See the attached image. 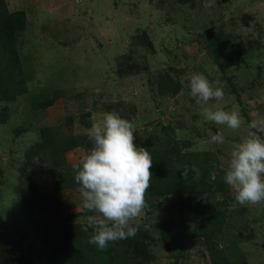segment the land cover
<instances>
[{
    "label": "rangeland",
    "instance_id": "374dc122",
    "mask_svg": "<svg viewBox=\"0 0 264 264\" xmlns=\"http://www.w3.org/2000/svg\"><path fill=\"white\" fill-rule=\"evenodd\" d=\"M0 1L15 60L0 67V264H264V203L238 204L223 180L264 122V0ZM191 73L220 81L240 129L204 120ZM108 111L153 162L135 235L101 251L72 165Z\"/></svg>",
    "mask_w": 264,
    "mask_h": 264
},
{
    "label": "clouds",
    "instance_id": "9594fccd",
    "mask_svg": "<svg viewBox=\"0 0 264 264\" xmlns=\"http://www.w3.org/2000/svg\"><path fill=\"white\" fill-rule=\"evenodd\" d=\"M190 94L200 105L204 120L236 131L244 119L238 109L225 110L219 102L224 98L220 81H209L203 73H191L188 81ZM216 101L210 105V101ZM246 135L232 144L224 182L234 191L240 205L264 203V122L247 125ZM134 126L114 112L100 115L89 131L92 147L72 165L74 180L79 185L83 207L96 215L88 217L83 231L92 228L87 243L106 250L109 242L134 236L137 228L132 222L147 207L146 193L150 188L152 157L144 147L134 143ZM210 143L223 144V132L209 131ZM198 179L194 166L185 169Z\"/></svg>",
    "mask_w": 264,
    "mask_h": 264
},
{
    "label": "trees",
    "instance_id": "16d2710c",
    "mask_svg": "<svg viewBox=\"0 0 264 264\" xmlns=\"http://www.w3.org/2000/svg\"><path fill=\"white\" fill-rule=\"evenodd\" d=\"M2 4V2L0 1V5ZM0 11L2 13H4L5 11L2 10V7H0ZM8 18V16H7ZM9 25V24H8ZM15 29L17 28H20V26L17 24L15 25L14 27ZM9 31H10V34L12 33V27H11V24L9 25L8 27ZM10 42H9V39L4 36L3 34L0 35V67H2V70L4 71L5 70V67H10L13 65V63L15 62V60L12 58L11 54L13 53L12 52V49H10ZM5 59V60H4ZM6 72V71H5Z\"/></svg>",
    "mask_w": 264,
    "mask_h": 264
}]
</instances>
